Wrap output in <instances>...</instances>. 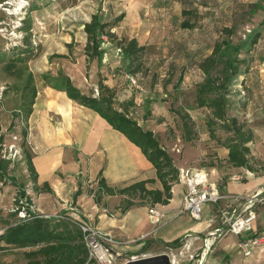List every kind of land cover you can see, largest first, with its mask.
Instances as JSON below:
<instances>
[{"label": "rangeland", "instance_id": "1", "mask_svg": "<svg viewBox=\"0 0 264 264\" xmlns=\"http://www.w3.org/2000/svg\"><path fill=\"white\" fill-rule=\"evenodd\" d=\"M35 1L42 4L43 1L50 0ZM256 3L264 5V0H77L76 5L73 7L61 10L59 7L60 2L53 0L50 1L48 6L33 14V45L38 47L39 51L38 56L29 62V68L36 79L37 87L44 85L40 77L41 73L50 72L56 75L58 69H62L71 78L74 85L87 87L88 90L91 89L94 93L97 91L99 79H103L106 85L116 88L115 99H117V103L115 106L125 101L127 103L132 97L136 99V103L129 107V116L135 119L144 129L154 130L159 138L161 137V144L164 145L178 168L183 166L199 168L200 163L209 164L214 156L218 157V154H216L218 144L210 139L206 128L198 126L199 140L197 145L194 148L185 145L178 138L179 132L176 131L178 128L175 125L176 118L170 110L186 107L185 103H188L187 105L191 108L186 110L197 124H202L201 121L206 115L204 109L195 107L190 97L193 87L203 79V74L198 68V62L203 56L209 54L207 51L201 52V48H199L200 41L202 42L205 36L209 40L208 45L210 46V44L212 45V43L223 38L224 33H222V30L224 28L233 27L234 25L236 26L235 36H233L235 42L238 39L244 40L249 33L260 32L261 35L250 54L249 71L245 74L242 84H236L240 85L237 89L242 92H240L241 97H233L227 115L236 117L238 123H245L246 127L253 131V140L249 144L252 152L251 158L264 161V10H258L253 16L248 14L250 5ZM28 4L29 0H0V12L6 17L4 21H0V36L6 39L5 49L20 43L21 33L17 32L16 28L20 25L19 21L23 18L25 10L29 6ZM94 14H97L102 21H113L120 15L124 16L116 24V27L110 29L109 33L114 35L115 41L136 36L139 42L144 45L146 50L140 72L129 75L124 71L126 62L111 61L113 59L111 56L115 55L113 50V48L115 49V42H109L107 36L100 38L102 41L101 48L104 52L102 60L100 62L93 60L86 67L84 55L86 35L83 31V24L89 22ZM216 21L217 26H214ZM183 24H188L191 27L184 28ZM69 45L71 50L67 48ZM109 47L112 48L113 52L109 50ZM53 55H65L66 58H53L50 60L49 57ZM4 77V74H0V134L3 137V141L0 143V159H5L8 162L10 157L8 162L10 164L7 165L8 170H6L5 180H3V183L0 182V213H10L12 209L13 198L17 194V188L12 183L14 181L25 187V193L28 194L32 202L29 208L33 212L35 207H38L42 212L54 213L45 215L46 217L60 213H65V215L72 218L77 217V210L79 209L76 202L71 203L72 199L60 204L52 197H50L52 198L50 200L48 195L50 203H39L38 191L31 189V185L27 181L26 176L30 173L25 172L23 159H18L20 155H17L14 159L9 155L12 152L10 150L11 146H14L21 153L19 147L28 149L31 143L29 137L24 140L20 135L23 124L10 128V123L13 121L15 114L11 108H16L20 102V91L16 90V87L20 86L14 77ZM131 79L136 80V84L142 90L136 89V86L131 83ZM176 84H178L177 91L175 90ZM175 95L178 96L179 105L182 106L172 105V103H175ZM171 127L172 131L175 132L174 134H176L174 137L168 133V131H171ZM216 135L221 140L226 137L221 130L217 131ZM175 146L180 149L179 153L176 152ZM188 147L191 148V155L188 152L184 153L189 150ZM174 148L175 150H173ZM189 155L191 163H188ZM206 168L204 167V169ZM218 171L220 172V179H218L217 187L220 191L222 184L228 177L233 180L234 176H238L239 180L242 181L240 170H234L229 166L226 167L223 163H219ZM260 173L258 171L253 174ZM89 185V183L86 184L88 196L92 194L93 189ZM12 196L14 197L12 198ZM24 202L23 200L25 205ZM260 203L256 204L253 209L258 217V223H261L258 226L259 233L264 227V208H262L264 204ZM210 206H214V204L207 203L203 206L200 220L192 219L187 214H178L173 220L167 222L166 219L165 224H161L154 231V236L161 242L181 238L179 250L174 251L177 264H193L194 260L189 258L190 255H201L202 240L208 238V233L199 234L202 237L201 241L191 247L189 251L186 248L183 249V246L188 241L194 243L196 238L184 237L189 234L192 236L197 235L192 228L202 225L206 221L205 218L211 216V210L208 209ZM235 206L232 202H226L225 200H220L216 204L218 211L215 214L218 215V218L212 221L218 225V229H223L221 232L223 234L209 237L210 250L202 264H218V258L213 257L212 253L219 250V243L227 245L228 251L237 253L236 235L225 232L228 228L227 223L243 214L242 210H238ZM79 220L83 219L79 217ZM210 222L211 219L209 218L206 224ZM150 226L148 224L145 230H148ZM256 226L257 222L255 220L251 223V227L255 229ZM213 230L211 229L210 232ZM177 235L178 237H176ZM124 246L126 245L113 247V264H125L132 257L153 256L167 253L170 250V247L160 243L151 244L150 248L145 251L142 248H119ZM182 250L184 252L179 254ZM256 251L261 253V261L264 264V252ZM248 258L245 260H248ZM22 261V251L11 249L0 252V263L21 264Z\"/></svg>", "mask_w": 264, "mask_h": 264}, {"label": "trees", "instance_id": "2", "mask_svg": "<svg viewBox=\"0 0 264 264\" xmlns=\"http://www.w3.org/2000/svg\"><path fill=\"white\" fill-rule=\"evenodd\" d=\"M50 1H43L44 3L38 4L35 0H29V6L25 10L23 18L19 21L20 25L16 28V31L21 33L19 44H14L5 49L6 39L0 36V74H4V78L14 77L20 86L16 87V90L20 91V102L16 108H11L15 114L10 128L23 124L20 135L24 140L27 137L25 124L32 113V106L37 94L36 79L29 68V62L38 56L39 51L38 47L33 45V14L48 6ZM55 1L60 2L59 7L61 10L73 7L77 2V0ZM258 10H264V5L261 3L251 4L248 14L253 16ZM123 18L124 16L120 15L113 21H102L97 14H94L89 22L83 24V31L86 35L84 47L86 67L93 60L98 62L102 60L104 52L101 48L102 41L100 38L107 36L109 42H115V48L119 50L123 62H127L124 69L125 73L135 75L140 72L145 47L139 46L135 38H122L115 41L114 35L109 33L110 29L116 27V24ZM5 19V15L0 12V21ZM182 26L184 28L191 27L188 24ZM235 30V25L224 28L222 30V33H224L223 38L212 43V45L210 44V53L198 62V68L203 74V79L190 92L195 107L206 111L202 122L210 139L218 144V149L224 148L228 151L226 159L222 160L214 156L209 164L200 163L199 167H207L206 169L209 170L218 168L219 163H223L226 167L229 166L234 170L244 168L252 173L264 172V161L251 158L252 152L249 144L253 140V131L247 128L245 123H238L236 117L227 115L233 97H241V91L237 88L242 84L245 74L249 71L250 54L261 33H249L244 40L238 39L235 42L233 41ZM67 48L71 50L70 45ZM53 58H66V56L53 55L49 57L50 60ZM41 80L46 86L65 93L68 99L97 113L112 129L123 134L134 144L155 169L157 179L161 184V190H147L145 187L147 181L137 182L118 190L121 194L136 195V198L140 200L139 203L132 201V198L127 200L125 206L120 210L121 214L137 204L145 205L148 208L168 204L171 199L172 187L179 182V168L174 164L164 145L161 144V137L159 138L157 134L144 129L135 119L129 116V107L136 103L135 98L132 97L127 103L125 101L115 106L117 103L115 87H109L103 79H99L96 93L91 89L84 91L74 85L71 78L62 69H58L56 75L50 72L42 74ZM237 83L240 85H236ZM177 97L175 95V103H172V105L182 106L179 105ZM185 104L186 107L170 110V112L176 118L175 125L178 128L176 131L179 132L178 138L185 145L194 148L199 140L198 126L201 124H197L186 110L191 106L187 105L188 103ZM219 130L225 133V139L221 140L216 135ZM168 133L172 134V137L176 135L172 131V127ZM2 141L3 137L0 135V143ZM214 155L216 154L214 153ZM24 156L28 172L36 179L31 156L27 153ZM8 162L5 159H0L1 183L6 178ZM45 191L51 192L46 186ZM98 191H100L98 192L100 194H112L113 192L112 189L105 186L103 181L99 183ZM262 198L264 199V194ZM23 200L26 206L23 204ZM12 204L14 211H10L6 217H0V224H2L0 252L11 249L22 251L23 261L21 264H95L94 261L88 260V251L75 219L65 215V213L45 217L33 212L29 208L32 204L31 200L25 194L23 186L18 187ZM20 211L24 212L23 218L19 216ZM263 231L264 227L260 233ZM146 245L150 248L151 243H146ZM166 246L179 248L181 238L175 239ZM148 247H143L142 250L145 251ZM212 255L218 258V264H241L239 252L228 254L219 249L213 252Z\"/></svg>", "mask_w": 264, "mask_h": 264}, {"label": "crops", "instance_id": "3", "mask_svg": "<svg viewBox=\"0 0 264 264\" xmlns=\"http://www.w3.org/2000/svg\"><path fill=\"white\" fill-rule=\"evenodd\" d=\"M214 26H217V21L214 22ZM129 38H135L138 45L144 47L136 36ZM208 42L209 40L204 36L202 42L200 41L199 48H201V52L207 51L210 53L211 48H209ZM109 50H112V48L109 47ZM113 50L115 55L111 56L113 58L111 61L123 62V57L120 56L117 49L113 48ZM44 85L37 87L36 83L37 94L32 106V113L25 124L27 137H29L31 143L30 148L19 147L21 153L18 157L20 160L23 159L25 172H28L24 155L27 153L31 156L36 179L31 175L26 177L31 189L38 191L39 203L45 202L48 204L53 198L56 202L62 204L72 199L71 203L76 202L79 209L77 210V217H73V219H79L80 217L92 224L97 230L109 233L119 246L126 245L119 247L121 249H143V247H148V245L145 246L146 243L166 245L174 241L175 239L169 242H161L154 236L155 232H152V226H150L148 220L147 206L137 204L130 207L123 214L120 212L130 198L135 203H139L140 200L136 198V195L121 194L118 190L141 181H147L145 184L147 190H161V184L157 179L155 169L141 151L123 134L112 129L97 113L68 99L65 93L58 92L46 86L45 83ZM78 88L84 91L87 90V87ZM202 124L200 126L205 128ZM150 131L156 134L154 130ZM187 149L189 150L184 153L188 152L191 155V148L188 147ZM227 153L226 149L220 148L216 154H218V158L224 160ZM190 155L188 159L191 158ZM8 160L10 161L9 158ZM191 162V159H189L188 163ZM198 169L207 172L209 181L216 186L223 200L232 202L238 210L244 202L242 201L243 198L252 197L264 191V172L262 171H260V174L254 175L247 169L242 168L240 170L242 176L239 175L242 177V181L231 180L228 177L224 183L222 182L220 191L217 187L218 179H220L218 168L207 170L199 167ZM101 181L104 182L107 188L113 190L112 194L98 193L100 192L98 189ZM12 183L17 189L22 186L14 181ZM87 183L93 188L90 196L86 192ZM45 186L51 192H46ZM24 188L23 186L25 192ZM184 192V185L178 182L172 187L171 199L168 204L156 206L166 213L167 222L173 220L178 214H185L181 209ZM25 194L28 196L27 193ZM47 196L52 198L49 200ZM237 197L242 199L238 202ZM208 209L211 210V216L205 218L206 221L202 225L192 228L197 234L193 236L196 238L194 243L190 241L192 247L201 241L202 237L199 234L209 233L211 229L219 228L216 223H213L218 218V215L215 214L218 211L216 204ZM34 212L44 216L50 215V213L54 214L52 212H42L38 207H35ZM8 214V212L1 213L0 217H6ZM209 218L211 222L206 224ZM257 218L255 215V219L252 221L256 220V228L236 236L237 242L259 233L258 226L261 223H258ZM263 221L261 222L263 223ZM148 224L150 228L145 230ZM227 247V245H221L220 243L218 245V249L233 254L234 252L228 251ZM170 249L173 252L176 250V248ZM240 257L242 264H263V261H261L262 255L258 251H255L248 260L243 259L241 254Z\"/></svg>", "mask_w": 264, "mask_h": 264}, {"label": "built area", "instance_id": "4", "mask_svg": "<svg viewBox=\"0 0 264 264\" xmlns=\"http://www.w3.org/2000/svg\"><path fill=\"white\" fill-rule=\"evenodd\" d=\"M104 38V36H102ZM119 52V50H117ZM131 83L136 86V89L142 90L136 84V80L131 79ZM176 147V152L179 153V148ZM12 152L9 153L11 158H15L20 154V151L14 146L10 147ZM175 150V148L173 149ZM10 158V157H9ZM233 180H239L238 176H234ZM179 183L183 184L185 187V192L182 200V212L189 215L192 219L200 220L203 210V206L207 203L217 204L223 199L216 186L209 181L208 174L206 171L198 168H180L179 169ZM260 193L253 195L252 197L243 198V204L239 209L242 210L243 214L238 215L232 221L228 222V226L225 232H230L233 235L240 236L243 233L250 232L252 230L251 223L255 219V213L253 211L256 204H264V199L259 196ZM237 200L242 198L237 197ZM17 210V209H15ZM11 211H14L11 209ZM148 220L152 226V232H154L161 224H163L166 219V213L163 212L158 207H149L147 209ZM20 217H24V212H19ZM78 228L81 231L83 242L88 251V260L94 261L95 264H113V247L117 246L118 243L109 233H104L97 230L89 222L75 219ZM223 229H215L208 233V238L203 240V246L201 248V255L198 254L190 255V259L194 260L193 264H202L206 255L210 250V240L209 237L221 236ZM151 232V233H152ZM224 232V233H225ZM184 238H193L192 235H186ZM192 247L190 241L183 246L187 251ZM176 250H179L176 248ZM259 250L264 252V231L257 236H248L238 242V251L244 257H251L253 252ZM184 250L180 251L182 254ZM171 261V264H177L176 255L170 249L166 253ZM146 257V256H142ZM142 257H132L131 260L142 258ZM196 259V262H195Z\"/></svg>", "mask_w": 264, "mask_h": 264}, {"label": "water", "instance_id": "5", "mask_svg": "<svg viewBox=\"0 0 264 264\" xmlns=\"http://www.w3.org/2000/svg\"><path fill=\"white\" fill-rule=\"evenodd\" d=\"M264 191L259 196H262ZM125 264H171L170 258L166 253H161L153 256H146L134 260H129Z\"/></svg>", "mask_w": 264, "mask_h": 264}]
</instances>
